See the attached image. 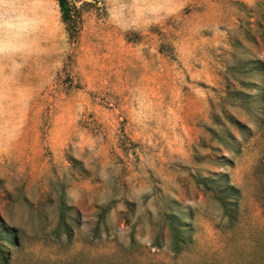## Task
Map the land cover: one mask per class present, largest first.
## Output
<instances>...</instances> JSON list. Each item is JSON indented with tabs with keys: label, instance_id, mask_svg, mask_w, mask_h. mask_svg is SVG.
<instances>
[{
	"label": "rangeland",
	"instance_id": "obj_1",
	"mask_svg": "<svg viewBox=\"0 0 264 264\" xmlns=\"http://www.w3.org/2000/svg\"><path fill=\"white\" fill-rule=\"evenodd\" d=\"M70 1L0 0V264H264V0Z\"/></svg>",
	"mask_w": 264,
	"mask_h": 264
},
{
	"label": "trees",
	"instance_id": "obj_2",
	"mask_svg": "<svg viewBox=\"0 0 264 264\" xmlns=\"http://www.w3.org/2000/svg\"><path fill=\"white\" fill-rule=\"evenodd\" d=\"M62 20L66 25V30L70 38L74 39L77 35V17L78 14L76 12V8L74 5H72L70 0H57ZM246 64H252L253 66L249 68V70H256L260 76L263 77V79H260L256 82H243L247 85L253 87V88H259L260 85H264V61L257 60V61H250V62H243L241 65ZM263 83V84H261ZM238 94H236L237 97L242 96L243 92L238 91ZM248 99L245 98L244 100H247L255 105V101L257 100V97L252 96L253 94H248ZM251 95V96H250ZM245 97V96H243ZM232 122L236 123L240 127L242 124L236 120H232ZM201 184L206 186L208 189L212 190L216 197L219 199L221 206L223 209L228 212L230 215H234V211L237 208V202H236V196L239 195V190L232 185H224L222 184V179L218 177H203V180L201 181ZM168 221H169V227H170V234H171V241H172V247L176 251H179L182 249L183 245L187 242L189 239L186 235L187 230L183 228L184 225H187V219L183 218L180 219L178 214H168ZM0 225H3L2 219L0 218ZM67 229V228H66ZM0 235H3V239L5 243L9 246L11 244L16 245L18 243V233L16 231H6L4 229H1ZM5 252L3 249H0V255L4 258Z\"/></svg>",
	"mask_w": 264,
	"mask_h": 264
}]
</instances>
